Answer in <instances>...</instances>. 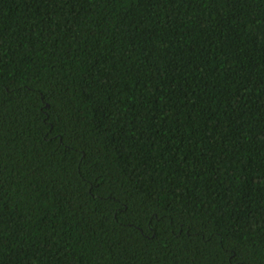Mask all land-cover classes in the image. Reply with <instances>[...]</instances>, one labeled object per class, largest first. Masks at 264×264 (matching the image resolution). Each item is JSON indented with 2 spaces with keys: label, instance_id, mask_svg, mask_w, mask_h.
<instances>
[{
  "label": "trees",
  "instance_id": "16d2710c",
  "mask_svg": "<svg viewBox=\"0 0 264 264\" xmlns=\"http://www.w3.org/2000/svg\"><path fill=\"white\" fill-rule=\"evenodd\" d=\"M0 264H264V0H0Z\"/></svg>",
  "mask_w": 264,
  "mask_h": 264
}]
</instances>
